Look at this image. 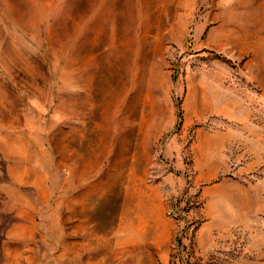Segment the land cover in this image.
Listing matches in <instances>:
<instances>
[{
    "label": "rangeland",
    "instance_id": "1",
    "mask_svg": "<svg viewBox=\"0 0 264 264\" xmlns=\"http://www.w3.org/2000/svg\"><path fill=\"white\" fill-rule=\"evenodd\" d=\"M0 264H264V0H0Z\"/></svg>",
    "mask_w": 264,
    "mask_h": 264
}]
</instances>
